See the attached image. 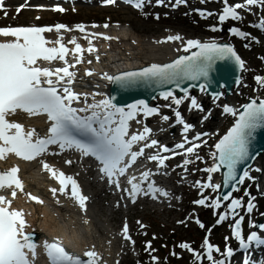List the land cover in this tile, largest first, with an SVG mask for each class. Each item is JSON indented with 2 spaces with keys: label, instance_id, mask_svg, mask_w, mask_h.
Wrapping results in <instances>:
<instances>
[{
  "label": "snow or ice",
  "instance_id": "6c2138e0",
  "mask_svg": "<svg viewBox=\"0 0 264 264\" xmlns=\"http://www.w3.org/2000/svg\"><path fill=\"white\" fill-rule=\"evenodd\" d=\"M107 4H114L116 0H105ZM128 4L137 9H142L145 0H126ZM164 0H159L163 4ZM185 0H176V4H182ZM3 0H0L2 6ZM224 8L218 19L223 23L229 18L234 21L242 19L240 9H250L252 6L264 8V0H245L244 3L229 5L228 0H223ZM56 11H64L62 8ZM201 16L207 17L212 13L200 12ZM159 19V16L156 17ZM95 27V26H94ZM108 27L107 24L104 25ZM260 30H264V19H260L256 25ZM76 28L84 31L83 25ZM61 30L70 31L66 25L57 24L55 26L40 27H4L0 28V38H12L0 41V160H6L9 154H14L25 161H37L38 158L46 156L62 155L66 152H76L82 157L94 158L99 172L114 185L116 189L122 190L132 203H135L140 196L150 197L153 200L158 197L170 198L169 191L156 186L155 181H151V171H142L140 177L129 175L130 169L136 165L138 159L145 155L146 149L158 148V141L150 139L152 130L144 127L143 131L130 133V121L136 120L141 113L144 117H151L159 114L158 107H150L144 100L124 107H118L111 98L88 103L87 95L77 93L73 89L76 81L74 69L77 64L83 63L84 49L72 37L67 43L73 44L72 50L66 46L61 35ZM213 32L219 31L217 27L211 29ZM234 36L247 39L248 34L239 28L230 29ZM56 34V39L46 38L45 33ZM87 39V37H85ZM104 39L111 37L104 36ZM183 41L180 35H169L165 41ZM91 45V40H89ZM247 46V45H246ZM191 49H198L191 55L180 56L171 63L159 65L152 64L141 71L125 72L120 75L111 76L103 74V79L118 85L121 88H129L138 83L148 86L175 85L185 95L179 98L174 91L168 90L160 93L164 100H171L172 104L181 105L184 100L189 99L188 89L181 88L182 82L186 80L199 81L207 80L217 62L232 61L243 69L244 62L228 44H220L216 41L201 42L200 40H187L183 51L189 52ZM179 50V49H178ZM74 62L67 58L70 54ZM89 53L95 51L93 47L87 49ZM99 57H97V60ZM54 62H62L63 66H55ZM89 64L91 60L87 61ZM88 76H92V71H87ZM257 83L264 87V77H256ZM201 91L207 88L206 83L199 85ZM218 99V97H214ZM83 103V106H73ZM192 109L203 110L195 97L190 99ZM240 111L231 106H224V113L235 117L233 126L229 129L218 143L215 144V151L211 153L213 165L205 168L207 173L219 172L226 169L224 184H243L244 180L252 179L249 171L245 170L242 176L238 177V166L250 158V143L254 134L259 129H264V100L259 103L252 99L250 103L242 106ZM176 123L183 126L187 133L192 125L185 123L181 112H174ZM14 116H25L26 118L44 117L46 129L43 133H38L33 127L25 129L22 123L12 120ZM164 121L170 118L165 115ZM207 119V116L204 117ZM139 123V121H137ZM202 135L197 134L194 138L200 141ZM184 143L175 145L176 149H184L183 153H177L167 146H159L156 154L150 155L147 159L157 162L160 167L165 166V161L169 156H162L160 153L172 152L173 155H192L196 149L201 147L200 143L189 141L184 137ZM138 150L135 146L141 144ZM185 143L191 146L185 148ZM204 143H207L204 141ZM197 159H201L198 155ZM44 172L49 173L51 178L56 180L60 187L51 188L50 191L55 197L57 192L64 194L66 198L72 199L81 210L87 212V201L89 197L84 195L81 186L73 175H68L64 171L55 168L46 160H40ZM66 164L71 165L73 160L68 159ZM191 160L185 159L183 165L186 169ZM259 171V169H257ZM19 167H12L7 171H0V190L11 189V196H17L16 189L24 191V184L19 178ZM126 180L130 187L121 186V179ZM212 177L209 175L207 183L196 182L201 189L211 188L217 190L220 184L213 185ZM147 182V187L143 183ZM235 190H239L238 188ZM30 200L37 204L44 201L37 196L27 194ZM230 195L225 194L222 199L229 200ZM210 198H203L194 201L202 206L220 207V199L207 203ZM252 200L255 197L251 198ZM60 205L59 199L56 200ZM12 200L0 195V264H34V257L37 255V248L42 247L49 264H100L101 256L94 250L83 253V257L66 249L60 239L49 241L44 239L40 245L34 240L35 232L26 231L30 225L27 224L25 213L11 207ZM242 207L241 199H232L230 211L235 214L236 209ZM254 204H247V212L252 213ZM227 214L219 217V222L224 221ZM240 221L235 224L234 236L239 241V247L247 252L255 243L256 246L264 245V238L252 231L246 238L241 232ZM87 222V221H85ZM139 223V222H138ZM197 223L203 228L204 225L198 220ZM143 227V225H141ZM255 227V225L253 226ZM264 228V225H259ZM122 235L124 239L131 241L127 223L123 226ZM134 243V241H133ZM182 249L194 251L190 245L182 243ZM206 255L194 252L197 264L206 259L210 264H230V258L234 255V250L229 247L223 255L225 259H216L214 252H220L218 247L205 241ZM151 249V245L146 246V251ZM151 255V252L149 253ZM175 255V253H173ZM153 264H158V257L151 256ZM243 264H253L250 258H245Z\"/></svg>",
  "mask_w": 264,
  "mask_h": 264
},
{
  "label": "rangeland",
  "instance_id": "374dc122",
  "mask_svg": "<svg viewBox=\"0 0 264 264\" xmlns=\"http://www.w3.org/2000/svg\"><path fill=\"white\" fill-rule=\"evenodd\" d=\"M244 2L245 0H228L229 5L232 6ZM224 6L223 0H185L179 5L176 4V0H164L163 4L159 3V0H145L142 9L121 2L107 4L105 0H5L0 8V25L28 24L35 21L49 25L60 22L68 24L79 22L101 26L108 23L127 25L141 36L148 38L157 36L165 27H172L179 35L186 38L228 39L234 43L244 58L242 80L234 88L229 100L240 104L250 96L264 97V87L256 81V77H263L264 74V30L256 27L259 20L264 19V8L252 6L250 9H240L238 11L242 17L241 20L234 21L229 18L220 23L218 17L222 14ZM57 8H62L64 11H56ZM202 11L212 15L201 16ZM157 16L159 19L156 18ZM213 27L220 30L213 32L211 30ZM233 27L248 34V38L234 36L230 31ZM136 47L139 48V45L136 44ZM140 54L142 55L143 52ZM188 97L189 99L184 100L181 105L172 104L171 107H168L171 100L159 98L153 102V107L159 108V114L143 117L139 124L142 128L146 126L152 130L150 139L158 141V148L167 144L171 150L179 151V153H183L184 149H176L175 145L179 144L185 136L180 133L181 125L176 123L175 110L181 112L183 119L190 117L193 120L191 125L195 124L198 128L196 131L187 133L190 138H194L197 133H207L202 135L200 141L193 142L201 144L194 154L169 155L172 152H162V156L171 157L165 161V166L160 167L154 161L151 163L155 170L161 172V178H165L169 186L175 190L171 201L164 204H160V201L150 202L149 206L143 201L128 202L123 194L110 191L102 181L96 180L94 173H91L95 182L90 190L94 194L93 202L95 200L97 203L99 219L112 227L113 231L121 236H117L120 241L128 245L123 264H153L151 256L158 257V264H180L182 257H185L190 264H197L194 252H200L202 256H205L207 251L204 247L205 241L221 250L214 252L216 259L225 258L223 254L229 247L234 250V253L240 249L239 241L236 240L233 232L236 219L243 215L242 235L246 238L251 230L252 219L264 217V194L257 189V177L260 173L257 168L249 172L252 179L246 178L242 189L235 193L233 199L242 201V207L236 209L235 214L230 211L231 201L220 204L219 208L194 203L207 197L210 198L207 203L211 205L216 199L215 190L201 189L196 182L207 183L211 175V183H214L213 177L217 176V172L207 173L203 170L212 166L211 152L214 141L232 122L233 116L223 111L224 105L228 102L224 97L214 100L204 92L191 93ZM192 97L196 98L202 111L190 107ZM165 115L170 118L168 121L162 119ZM205 116L207 119H204ZM154 130L156 132H153ZM189 146L191 145L185 148ZM197 155L201 159H197ZM185 159L192 161L186 169L183 165ZM252 197L255 199L252 200ZM249 202L258 204L252 213L246 211ZM156 203L158 209L155 206ZM136 205H139V208H136ZM161 207L165 209L160 210ZM225 214L227 218L219 222V217ZM197 220L204 225L203 228ZM125 223L128 225L131 241L124 239L121 235ZM262 225H264V219ZM258 230L261 232L263 228L259 227ZM173 234L176 237L170 241ZM99 235H101L102 243H105L104 232ZM217 237L223 240L220 241ZM155 241L167 242L164 253L159 251ZM182 243L190 245L194 251L182 249L180 247ZM149 244L151 249L146 251V246ZM201 264H210V262L204 259Z\"/></svg>",
  "mask_w": 264,
  "mask_h": 264
},
{
  "label": "bare ground",
  "instance_id": "6f19581e",
  "mask_svg": "<svg viewBox=\"0 0 264 264\" xmlns=\"http://www.w3.org/2000/svg\"><path fill=\"white\" fill-rule=\"evenodd\" d=\"M57 24L66 25L70 29V31L61 30L63 41L69 50L75 47L73 44L67 43L72 37H75L77 43L85 50L83 54L84 62L77 64L74 69L70 70L76 72V81L73 85L74 91L82 94V101L84 95H87L88 103L108 98L106 90L109 81L103 79L104 73L112 75L119 70L140 67L150 60H158V58L170 59L180 51L177 48L183 42H160L165 41L167 34L170 33H166L162 38L151 39L141 36L133 28L124 24L105 23L108 25L105 28V24L99 26L79 22L71 24L60 22L49 25L35 21L28 24L0 25V28L55 26ZM77 25H83L84 31L78 30L76 28ZM45 36L53 40L56 39L55 32L45 33ZM104 36L111 37V39H104ZM7 39L12 38H0L1 41ZM89 40H91V45L89 44ZM136 44L139 45V48L136 47ZM89 47H93L95 51L89 53L87 51ZM140 52H143V54L141 55ZM140 55L142 56L141 58ZM97 57H99L98 60ZM67 58L70 62H74L71 51ZM88 60H91L92 63L89 64L87 62ZM54 63L57 67L63 66L62 62ZM87 71H92L93 75L88 76L86 74ZM87 85H90V87H87ZM76 105L83 106V103L81 102ZM235 105V103L230 102L225 106L234 107ZM11 119L22 123L26 130L34 127L38 133H43L46 129L44 117L26 118L25 116H14ZM140 131L143 130L136 129L135 127L130 129V133ZM184 142L182 140L180 143ZM142 146L143 143L139 144L138 148ZM157 149H146L145 155L141 158L146 159L148 156L156 154ZM68 159L73 160L71 165L65 163ZM40 160H46L55 168L74 176L81 186L82 193L89 197L87 201V212L81 210L74 200L66 198L64 194L57 192L55 197L52 195L50 189L53 187L58 189L60 185L56 180L51 178L49 173L43 171ZM12 167H19L20 172L18 175L24 184V191L21 192L19 189H16L17 196L15 198L11 196V189L0 190V195H5L6 198L12 200L13 209L21 210L25 213L27 224L30 225L26 231H34L39 234L40 238L36 241L38 245L44 239H48L51 242L54 238H58L65 240L71 248L81 254L88 250L98 252L102 258L100 264L124 263V256L128 245L124 241H120L117 237L120 235L113 231L112 227L99 219L96 210L97 203L95 200L93 202L92 197L94 194L90 190L94 186V180L90 178V173H88L90 170L87 172V170H84L83 167L78 165L77 157L72 155L71 152H66L62 155L41 157L37 161H25L14 154H9L6 160H0V171H7ZM254 168L260 171L258 188L261 192H264V157H261L257 161ZM254 168L252 167L251 171ZM217 182L218 180L215 184ZM168 191L171 194L170 199L161 201L159 202L160 204L169 202L173 198L175 190L170 188ZM28 193L39 197L44 203L41 205L30 200L27 195ZM233 197L234 195L232 194L229 199ZM57 199H59L60 205H57ZM103 232L106 236L105 243H102L100 239L101 235H99ZM252 247L253 249L247 252L243 250L236 251L233 257L230 258V264H243L246 257L255 258L256 253L259 252V247L254 243ZM43 254V248L38 247L37 255L33 258L34 264H44Z\"/></svg>",
  "mask_w": 264,
  "mask_h": 264
},
{
  "label": "water",
  "instance_id": "95a60500",
  "mask_svg": "<svg viewBox=\"0 0 264 264\" xmlns=\"http://www.w3.org/2000/svg\"><path fill=\"white\" fill-rule=\"evenodd\" d=\"M220 44H228L231 47H233L234 51L237 53V55L241 58V55L236 50L235 46L228 40H219L216 41ZM207 43V42H204ZM198 51V49H191L189 52H181L178 55H176L173 59L165 61V62H151L148 64H144L140 67L130 68L126 70H119L112 74V76L120 75L125 72H133V71H141L142 69L146 67H150L152 64H159L164 65L173 62L180 56L184 55H191L192 52ZM243 61V60H242ZM242 75V69L234 62L232 61H221L217 62L214 70L211 72L210 76L207 78V80L201 79L199 81H191L186 80L182 82L181 88L188 89V92L193 90L195 92L200 91L199 85L201 83H206L207 88L204 91L206 94H208L211 97H220L223 95V92H225V97H228L233 91L234 85H236ZM172 90L174 91L176 96H182L185 95L184 92H182L180 89L176 88L175 85H164V86H148L143 83H138L132 87L129 88H121L116 84H113L109 82L108 86V96L112 99L113 103H115L119 107H127L128 105L135 104L136 102L140 100L146 101L148 104L151 103V101L155 100L157 97H160V93L163 91ZM252 99H256L259 103L260 100H264L262 98H248L244 103L241 104L239 107V110L242 111V106L244 104L250 103ZM236 119V118H235ZM234 119V122H235ZM233 122V124H234ZM233 124L227 129V131L218 139L219 140L227 134L229 129L233 126ZM250 149V158L246 160L244 163L240 164L237 169L238 177L243 175V172L245 170H250L251 166L256 162L257 159L264 157V129H259L254 134V137L250 143L249 146ZM221 180L220 185L221 188L218 191V197L221 198L220 201H223L222 197L225 194L231 195L235 189H240L241 184H235V182L232 183V185H225L224 184V176L226 173V169H221ZM241 218L238 220L240 221Z\"/></svg>",
  "mask_w": 264,
  "mask_h": 264
}]
</instances>
